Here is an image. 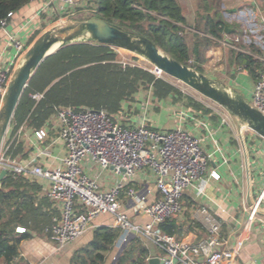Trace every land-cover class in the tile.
Wrapping results in <instances>:
<instances>
[{"label":"trees","instance_id":"trees-1","mask_svg":"<svg viewBox=\"0 0 264 264\" xmlns=\"http://www.w3.org/2000/svg\"><path fill=\"white\" fill-rule=\"evenodd\" d=\"M32 1L0 0V22L10 20L12 14ZM90 5L92 13L88 18L100 17L125 31L143 35L174 59L199 72H204L205 49L218 42L207 35L222 39L227 24L219 11L211 16L210 3L202 0L194 26L198 33L191 46L185 36L188 21L178 0H91ZM216 5L218 8L219 4ZM251 51L234 49L231 64L247 70L256 83L264 72V61L254 55L261 53L259 48L252 46ZM142 87L152 88L158 100L184 95L164 77L137 65L124 66L118 60L117 51L109 45L92 41L66 45L48 56L31 78L12 119L4 156L20 162L28 159L30 150L18 136L22 126L40 129L58 110L67 107L105 110L114 117L124 110L126 103L131 105ZM189 99L188 106L209 110L202 102ZM47 186V180L32 173L9 170L2 179L0 264H28L21 256V243L36 236L51 240L46 229L57 210L47 195ZM129 187L125 184V189ZM18 227L26 230L19 232ZM157 228L168 235L181 233L174 218ZM120 233L118 226L96 227L92 239L73 253L70 264H106ZM149 257L150 250L143 238L136 236L116 264H149Z\"/></svg>","mask_w":264,"mask_h":264},{"label":"built area","instance_id":"built-area-1","mask_svg":"<svg viewBox=\"0 0 264 264\" xmlns=\"http://www.w3.org/2000/svg\"><path fill=\"white\" fill-rule=\"evenodd\" d=\"M58 4L68 7L67 14L75 13L76 0H44L42 10ZM8 22L2 20L0 26ZM13 44L21 52L25 51L20 41ZM120 62L124 66L134 65ZM154 73L161 74L157 70ZM11 74L10 69L0 67V103ZM250 103L264 114V72L254 84ZM126 112L124 108L113 117L105 110L62 108L53 119L34 131L37 152L33 159L27 163L17 159L3 160V167L9 170L32 173L47 180V195L57 210L51 226L46 229L50 239L60 246L72 243L83 235L93 219L111 214L115 226L140 231L157 243L165 252L161 264H188L192 257L195 259L192 264H238L229 242L219 241L221 223L215 217H207L209 238L197 244L157 228L182 212L185 190L206 173L209 155L203 139L182 127L171 130L151 127L144 119L139 121L141 117H131L124 122ZM58 141L63 143L65 150L60 164L56 167L37 164L43 156L52 157ZM144 169H150L155 177L158 197L152 202H147L146 196L140 195L135 187L125 189L126 181ZM109 172L123 175V178L113 186H106L105 174ZM211 176L220 177L216 171H212ZM123 193L124 199L121 198ZM259 198L264 201V191ZM128 210L143 212L150 218L149 223L143 228L134 225ZM25 230L17 228L19 232Z\"/></svg>","mask_w":264,"mask_h":264},{"label":"crops","instance_id":"crops-1","mask_svg":"<svg viewBox=\"0 0 264 264\" xmlns=\"http://www.w3.org/2000/svg\"><path fill=\"white\" fill-rule=\"evenodd\" d=\"M76 1L77 5L84 6L88 0ZM178 1L188 21L185 36L189 44L193 46L195 33H198L194 26L202 0ZM208 2L210 3V15L214 16L219 11L225 21L227 16L239 10L237 18L244 19L245 22H251L249 18L255 14L253 8L255 0H208ZM216 4H219L218 8ZM43 5L44 0H33L15 12L6 26H0V67L10 69L13 73L24 52L43 31L45 25L50 23L53 17L61 16L68 11V7L59 4L43 11ZM243 6L246 10H241ZM227 25L229 26L228 23ZM231 30L234 31L233 28ZM207 37L220 41L210 35ZM14 41H20L25 51L18 50L13 44ZM212 49L213 46L206 50L207 61L215 59L214 54H210ZM237 76L241 81L248 82L249 79L250 85L248 89L240 81L234 88L240 90L247 99V91L252 97L255 83L248 71L242 69ZM176 98L170 96L164 100H158L154 97L155 101H151L147 106H145L146 103L136 104L141 109V114L138 116L141 117L139 121L144 119L149 126L162 130L182 127L203 139L204 149L209 155L206 173L189 186L183 194L181 201L183 210L174 217L181 227V233L174 236L192 244L207 240L209 238L207 217L210 215L220 221L219 241L229 242L235 251L238 264H264V201L259 200L260 194L264 191V137L251 129L246 133L242 123H238L225 111L210 107L211 105L203 100L200 102L209 110L196 109ZM161 109L167 114L164 126H159L160 122H156L157 116H153V112L161 113L159 112ZM149 114L152 115L149 117ZM53 118L52 116L50 119ZM232 120L237 124V126L234 124L237 131L232 130ZM35 130L24 125L18 131L19 139L26 149L30 150L28 159L21 163H27L35 157V152H37ZM238 133L239 135L241 133L243 137H239ZM51 136H55L54 130L51 131ZM64 154L63 143L58 141L52 150V157L43 156L38 159L37 164L56 167L60 164V158ZM212 171L219 173L220 177L213 178ZM89 172L94 173L93 170ZM108 174L111 175V173ZM105 176L106 186H113L121 180L119 178L111 180L110 176L106 174ZM125 184L136 187L140 195L146 196L147 202H152L158 197L155 177L150 169L137 172ZM127 214L130 221L141 228L150 221V218L143 212L136 213L128 210ZM102 225L115 226L113 216L111 214L99 215L93 219L83 235L64 246L41 236L24 240L20 246L21 256L28 264H70L73 253L88 243L92 239L94 229ZM136 236L142 237L149 248V258L165 256L163 249L142 232L121 228L113 250L108 253L106 264H116L121 253ZM147 240L152 242L151 245ZM194 260L192 257L188 264H192ZM224 264L231 263L225 262Z\"/></svg>","mask_w":264,"mask_h":264},{"label":"water","instance_id":"water-1","mask_svg":"<svg viewBox=\"0 0 264 264\" xmlns=\"http://www.w3.org/2000/svg\"><path fill=\"white\" fill-rule=\"evenodd\" d=\"M231 28L226 24L225 31ZM82 41L120 47L146 58L157 66L158 73L169 75L188 85L200 95L218 103L238 123L264 137V114L253 107L239 90H232L216 78L183 64L160 49L149 38L131 33L100 17L69 21L39 35L26 49L14 69L0 103V154L19 101L41 63L60 48ZM0 159V185L8 168ZM149 264H161L160 257L149 258Z\"/></svg>","mask_w":264,"mask_h":264},{"label":"rangeland","instance_id":"rangeland-1","mask_svg":"<svg viewBox=\"0 0 264 264\" xmlns=\"http://www.w3.org/2000/svg\"><path fill=\"white\" fill-rule=\"evenodd\" d=\"M87 3L84 6H79V4L75 7V13L73 15H69L67 13L62 14L61 16H55L51 19L50 23L46 24L45 27L42 29L41 35L43 32L47 30H51L53 27L63 24L65 22L69 21H77V20H84L87 19L89 16H91L92 10L90 3ZM254 8V15H252L249 18V21L251 22H245L244 19L237 18V15H239V11H237L235 14H231L230 16H227L226 22L229 24V28H233L230 32L224 31L222 34V39L218 42L212 43L209 47L213 46L212 52L210 54H214L215 59L212 61H207V55L206 50L209 48L207 47L204 52V62H203V69L204 72L208 76L215 77L219 81H221L223 84L227 85L231 90L234 88V86L237 85V82L240 83V79H238V73L241 71L239 67H234L231 64V57H232V51L235 50H241V51H247L252 52V46L257 47L260 49L261 53H255L254 55L264 61V1L263 0H255V4H253ZM241 10H246L244 6ZM246 15V14H245ZM249 15V14H248ZM247 15V16H248ZM38 35V36H39ZM114 49L118 53V60L119 61H126L128 63L143 67L152 73L155 72L157 69L152 63H150L146 58H144L141 55H138L134 52H131L126 49H122L120 47H114ZM126 50V51H125ZM216 51V52H215ZM191 62L194 60V57L191 58ZM190 62V63H191ZM192 67V66H191ZM161 77H164L166 80L170 81L174 85H176L179 89H181L182 93L184 94L182 97H177L176 99L183 102L185 105L190 103L189 98H193L194 100L200 102L205 101L210 107H216L217 109H221L222 111H225L228 115L229 113L221 107L218 103L200 95L197 91L189 87L188 85L184 84L183 82L166 75L161 72ZM244 86L246 85L249 89V79L247 81H241ZM240 91V90H239ZM248 99L251 100V94L249 91H247ZM151 101H155L154 94L152 88L142 87L139 93L135 96V98L131 101V105H125V110L127 111L126 114H124L123 117H125L124 122H127L129 118L133 117L136 118L141 114V109L138 108V103L143 104L146 103L145 106L149 105ZM160 109V108H159ZM155 111H158V109H155ZM161 113H155L153 112V116L156 117V122L159 126H164L166 123L164 121L166 120L167 114L161 109L159 110ZM152 115V114H151ZM149 114V117L151 116ZM156 115V116H155ZM230 116V115H229ZM231 122V126L233 127L232 130H236L237 128L234 126V124L237 126L236 123ZM163 122V123H162ZM11 129L10 128L7 132V135L5 137L3 147L0 154V159L5 160L7 159L4 156V145L6 143V139L8 137V133ZM250 128L246 125L245 132L247 133ZM237 131V130H236ZM239 135V133H238ZM239 137H243V135L240 133ZM55 154V152L53 153ZM55 157V156H54ZM1 169V167H0ZM110 173V172H109ZM110 176L111 180H116L117 178L122 179L123 175L116 176L114 173L108 174ZM43 181V180H41ZM43 183H46L43 181ZM46 188V185H45ZM136 188V187H135ZM126 191V190H125ZM124 194V193H123ZM124 197V195H122ZM121 198L123 199V197ZM148 243L151 245V241L147 240Z\"/></svg>","mask_w":264,"mask_h":264},{"label":"bare ground","instance_id":"bare-ground-1","mask_svg":"<svg viewBox=\"0 0 264 264\" xmlns=\"http://www.w3.org/2000/svg\"><path fill=\"white\" fill-rule=\"evenodd\" d=\"M122 49H123V48H122ZM126 50H127V49H126ZM126 50H125V51H126ZM154 66H155V65H154ZM155 67L157 68V66H155ZM242 126H243V127H246V124L243 123Z\"/></svg>","mask_w":264,"mask_h":264}]
</instances>
